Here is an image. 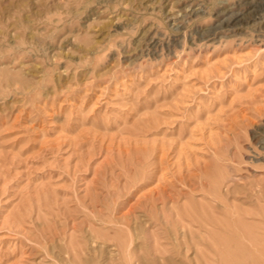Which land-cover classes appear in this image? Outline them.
<instances>
[{
	"label": "rangeland",
	"instance_id": "374dc122",
	"mask_svg": "<svg viewBox=\"0 0 264 264\" xmlns=\"http://www.w3.org/2000/svg\"><path fill=\"white\" fill-rule=\"evenodd\" d=\"M0 264H264V0H0Z\"/></svg>",
	"mask_w": 264,
	"mask_h": 264
}]
</instances>
